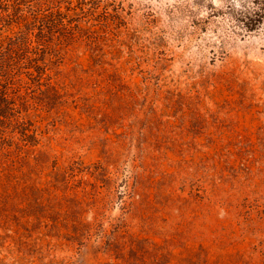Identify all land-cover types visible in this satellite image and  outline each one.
I'll return each instance as SVG.
<instances>
[{
  "label": "rangeland",
  "instance_id": "374dc122",
  "mask_svg": "<svg viewBox=\"0 0 264 264\" xmlns=\"http://www.w3.org/2000/svg\"><path fill=\"white\" fill-rule=\"evenodd\" d=\"M87 1L0 147V264H264V0Z\"/></svg>",
  "mask_w": 264,
  "mask_h": 264
},
{
  "label": "trees",
  "instance_id": "16d2710c",
  "mask_svg": "<svg viewBox=\"0 0 264 264\" xmlns=\"http://www.w3.org/2000/svg\"><path fill=\"white\" fill-rule=\"evenodd\" d=\"M87 2L0 0V147L7 136L28 141L27 89L50 86V66L76 37V11Z\"/></svg>",
  "mask_w": 264,
  "mask_h": 264
}]
</instances>
